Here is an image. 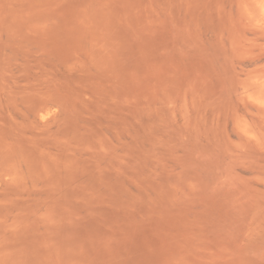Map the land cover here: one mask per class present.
Segmentation results:
<instances>
[{"label":"rangeland","instance_id":"374dc122","mask_svg":"<svg viewBox=\"0 0 264 264\" xmlns=\"http://www.w3.org/2000/svg\"><path fill=\"white\" fill-rule=\"evenodd\" d=\"M0 264H264V0H0Z\"/></svg>","mask_w":264,"mask_h":264}]
</instances>
